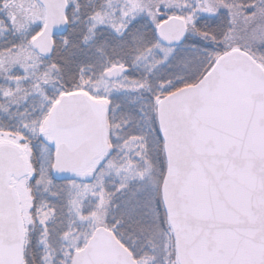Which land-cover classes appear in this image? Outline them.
Here are the masks:
<instances>
[{"label": "snow or ice", "instance_id": "snow-or-ice-1", "mask_svg": "<svg viewBox=\"0 0 264 264\" xmlns=\"http://www.w3.org/2000/svg\"><path fill=\"white\" fill-rule=\"evenodd\" d=\"M0 264H264V0H0Z\"/></svg>", "mask_w": 264, "mask_h": 264}]
</instances>
